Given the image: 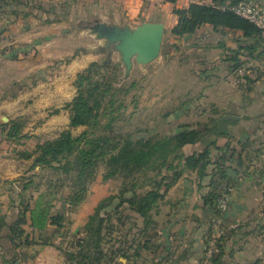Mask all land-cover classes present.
I'll return each instance as SVG.
<instances>
[{"label": "crops", "instance_id": "0c3cea01", "mask_svg": "<svg viewBox=\"0 0 264 264\" xmlns=\"http://www.w3.org/2000/svg\"><path fill=\"white\" fill-rule=\"evenodd\" d=\"M222 1L69 0L68 4L76 10L81 7L87 13L85 17L98 18L108 23L134 27L143 21H161L165 24L166 32H169L170 41L178 48L183 47L177 42L184 40L186 44L184 51L185 48H193L196 51L218 50L220 64L214 68L199 70L205 75L201 77V83L195 87L197 92L194 94L193 103L204 106L218 105L223 106V109L231 106V112L222 111L223 115L234 116L236 121L230 126L231 138L233 133L244 125L240 139L246 144L245 151L249 154L254 153L259 160L260 154L264 158V139L258 137L264 136V112L257 115H251L249 112L254 106L264 105V78H260L259 75L253 78L255 80L251 83L252 89L249 90V85L234 81L235 74L241 69L234 71L228 59L229 50L237 48L241 42L244 43L246 38L242 32L227 29L226 32H219L221 36L231 35L228 31H232L236 35L235 39L231 36L218 39V32L213 30L212 25L204 24L194 35L188 37L186 35L181 39L171 35L172 28L178 22V16L174 13L176 7L187 8L193 2L218 6ZM74 19L68 15L65 20L70 23ZM78 21L83 22L84 18ZM57 22L60 21L46 23L45 19L43 20L44 24L50 26ZM23 25L22 16L13 21L7 17H0V218L5 217L8 223L16 219L22 207L20 198L22 190L17 180L29 173V169L36 164L37 145L45 138L54 139L60 132L74 129L70 126L71 109L68 105L75 96L73 82L77 74L91 62L99 61L105 55L104 42L81 28L78 36L86 38L88 42L79 44L80 52L68 64L66 72L62 71L60 75L52 76L53 72L49 69L43 70L50 65H45L44 60L51 61L53 58L63 57L58 45L60 42L69 43L73 36L58 33L56 30L52 35L36 38L34 47L28 44L31 40L27 39ZM69 29L71 30V27ZM66 31L68 29L64 30ZM92 38L97 41L96 44L91 43ZM32 58L33 61H30ZM41 71L48 73L45 77L39 76ZM261 71L263 70L258 68L256 73L260 74ZM221 72L225 73L223 79ZM71 74L74 75L72 81L68 79ZM242 81L248 84L246 79ZM243 87L246 88V93L241 90ZM240 109L248 112L239 115ZM201 113L202 116L214 117L210 112ZM14 120L19 121L22 127L18 135L11 138L10 123ZM254 121L257 123L254 124ZM246 122L249 124H245ZM231 138H221L219 144H225ZM205 146L206 141H202L185 146L184 151L189 155L201 151ZM252 163L226 164L227 172L229 169L236 172L235 176L226 180L232 196L227 215L230 221L238 223V228L221 241L224 264H264V163ZM216 168L217 164H208L203 169H191L186 164H172L170 169L163 170L155 183L149 182L145 187L138 189V192L142 193L160 185L162 197L150 212L151 222L144 235L141 232L144 218L132 209L130 213L125 212L131 215L132 223L129 228L130 233H134L132 238L139 237L142 241L149 242L139 249V255L135 254L136 245L130 244L131 257L130 259L120 257V264H202L210 233V219L215 211L216 199L208 201L210 199L208 194L212 188ZM33 171L38 173L39 166L37 165ZM43 191L33 190L28 196L24 193L23 196L27 199L31 196L29 201L33 204ZM88 194L75 211L68 213L70 218L65 228L58 230L50 225L46 228L47 233L43 235L42 240L19 246L17 251L13 249L7 237L9 227H4L0 239V243L4 244L3 248L0 247V264H8L5 260L14 257L15 251L18 259L12 258V261L16 260V264H67L62 248L70 245L66 240L70 233L68 231L77 233L83 230L89 215L98 203L90 204ZM26 228L31 231L29 224ZM43 240L50 243H44Z\"/></svg>", "mask_w": 264, "mask_h": 264}, {"label": "trees", "instance_id": "16d2710c", "mask_svg": "<svg viewBox=\"0 0 264 264\" xmlns=\"http://www.w3.org/2000/svg\"><path fill=\"white\" fill-rule=\"evenodd\" d=\"M28 5L22 0H0V17H9L13 21L22 15V9ZM46 13V23L65 19L55 15L52 17L53 12ZM174 13L178 16V22L172 28L171 35L178 39L188 34L194 35L204 24L212 25L216 32H226L227 29L241 31L246 38L244 43L228 52L234 71L242 67L248 59L259 60L264 54V36L261 31L252 22L232 11L222 10L217 5L193 2L187 8L176 7ZM23 15L29 16L30 12H23ZM113 63L111 53H108L102 60L91 62L77 75V95L68 105L71 109L70 126L74 128L86 125L88 129L77 136L73 135L71 129H67L57 138L37 145L36 152L39 154L36 165H40L41 172L47 169L52 174L46 183V189L33 204L29 201L31 196L24 198L23 193L25 195L29 189L40 191L42 183L33 178L41 174L23 175L18 179L22 190L20 212L9 223L5 217L0 218V239L4 227L8 226L7 237L16 251L19 246L42 240L50 225L58 230L65 228L69 222L68 213L75 211L85 201L90 184L96 178L99 167L103 165V179H121V190L119 194H111L95 205L81 231L82 234L67 248H62V251L67 264H120V257L130 259L132 245H136L135 254L139 255V249L149 242L142 241L139 237L130 238L129 232L112 241L113 233L126 227L131 219V215L125 213L126 209H132L144 218L141 231L144 235L151 222L150 212L162 197L160 185L142 193L138 189L149 182L155 183L163 170L170 169L175 161H178L177 164H186L191 169H203L213 163L212 149H216L218 154L230 150L229 143L219 144V140L231 138L230 126L236 122L231 114L222 115L198 127L185 124L177 132L164 137L116 130L117 116L107 112L108 107L103 105L106 96L114 89L113 79L105 81L104 78ZM245 78L251 90V82L255 79L249 76ZM112 104L113 99L110 100V105ZM104 117H108L105 122ZM10 124L9 136L13 138L18 135L22 125L17 120ZM202 141H206V146L201 151L189 155L185 153V146ZM243 147H246L245 143ZM231 153L232 156L235 155L234 149ZM242 154L239 153L237 164H242ZM223 160L214 162L217 164L215 176L220 175V178L228 180L231 176L226 167L222 168ZM142 175L145 178L141 181ZM216 181L213 177L212 188L208 194L210 202L219 193L215 190ZM124 205L126 209L123 208ZM115 216L117 223L114 221ZM28 224L31 231L26 228ZM43 241L50 243L48 240ZM221 241L213 264H224ZM0 247L3 248L4 244L0 243ZM16 251L12 258L17 260ZM12 258L5 260V263L10 261L11 264H16V260L12 261Z\"/></svg>", "mask_w": 264, "mask_h": 264}, {"label": "rangeland", "instance_id": "374dc122", "mask_svg": "<svg viewBox=\"0 0 264 264\" xmlns=\"http://www.w3.org/2000/svg\"><path fill=\"white\" fill-rule=\"evenodd\" d=\"M22 1L26 4H29L25 9H22L23 11L21 15L24 21L23 28L26 29L27 39L31 40V43L28 44L34 46L33 43L36 38H44L45 36L52 35L56 30L58 31V33L73 36V39L71 41H68L69 43L66 44V42H60V44L58 45L61 54H63V57H58L57 59L53 58L51 61L49 60L50 62L46 59L43 62L45 65L50 64L49 67H46L43 70L49 69L50 72H53L51 74L52 76L56 74L60 75L62 71L66 72V67L68 66V64H70L76 54L80 52L81 45L79 44L88 42L86 38L78 36L80 29L83 25H85L89 21H92L94 18L85 17L87 13L84 12L81 7L79 10L73 9L72 5L68 4L69 0ZM255 1L259 3L264 2V0ZM118 4H120V2H118ZM27 11L30 12V15H23V12ZM46 11L53 12V14L51 15L52 17L55 15L59 17H64L66 19L69 15V17L72 16L75 19L70 23L67 22V20L62 19L59 23L57 22V24L50 26V24L43 23V20L48 16ZM40 15H43V19L40 17ZM76 15L78 16L76 17ZM81 18H84V21L79 23L78 20ZM7 19L9 18L7 17ZM69 27H71V30L69 29ZM67 29L68 31L64 32V30ZM85 30L89 31V29ZM228 33H230L231 35L224 34V36L226 37H223L218 32L217 38L226 39L231 36L232 39H235V33H233L232 31H228ZM170 40L171 37L169 35V32L167 31L165 34L164 45L160 57L145 66L136 63L135 67L133 68L131 74L128 77L125 76V67L120 59L119 54L113 52L111 53L114 63L112 67H109L107 69V74L104 78L105 81H108L107 79H113L112 83L114 85V89L111 93L108 94V96H106L103 101V105L104 107H108L107 112H112L111 114L117 116V121L115 123L116 130H121L123 132L128 131L138 135L164 137L177 132L185 124L189 126L198 127L200 124H206L210 122L213 118L217 119L221 117L223 115L222 111H224V113L231 112V106L223 109V106H204L196 105L195 103H193L194 94L197 92L195 90V87L199 83H201V79L203 78L202 76L205 75H202L199 70L203 68H206L205 70H207L219 65L220 58L217 57L219 56V51L216 49H202L196 51L193 48H185L184 51L183 48L186 45L184 40H179L177 42L178 44H180V46L183 47L182 49L178 48ZM101 42H103V40ZM44 43L45 42H43V44ZM91 43L96 44L97 41L92 38ZM241 44L243 43H239L238 46H240ZM77 47H79V49ZM69 51L72 52L66 54V52ZM104 51L105 55H103L101 59H99V61L105 58L109 52V50ZM30 61H33V58L30 59ZM258 68L263 70L260 72V74L256 73ZM239 69L241 70L237 71L234 80L238 84H240L241 82L244 85H248L246 82L242 81V79H246L245 76H249L251 79H253L259 75L260 78H264V54L260 56L259 60L248 59V61ZM47 73V71H41L39 76L45 77ZM223 75H225V73H222L221 79L224 78ZM72 77H74V75L71 74L68 76V79L71 80ZM76 79L77 76L73 82V86L76 90L75 96L77 95V87L75 84ZM244 87L241 90L246 93V88ZM254 91L255 89L253 90V92ZM113 93H115V96H112ZM112 99L113 104L110 105V100ZM189 100H191L192 102H189ZM203 111L213 113L214 117L211 118L209 116H202L201 112ZM247 112V110L243 109H240V111L238 110L239 115L246 114ZM261 112H264V105H258L257 107L254 106L251 109V112H249V114L257 115ZM107 119L108 117H104L103 122H105ZM256 123L257 121H254V124ZM245 124H249V122H246ZM242 128H244V125H241V127H239L235 131V134L233 133L232 138L229 142L227 141V143H229L230 145V150L223 151L221 152V154H218V151L216 149L213 150L211 154L213 160L212 164H216L214 162H216L217 160L220 161L222 159H224L223 161H221L222 168H225L226 164H237L240 152L243 153L242 164L249 165L253 164L252 162H254V164L264 163L262 154H260V159L257 160L254 153L249 154L247 153V151H245V147H243V140L240 139V135L242 134ZM87 129L88 126L86 125L77 126L74 127L72 133L73 135L77 136ZM62 132H60L58 136ZM258 137H260L261 140L264 139V136ZM47 140L45 138L42 143ZM231 148L234 149L235 155L233 156L231 153ZM174 163L177 164L178 161H175ZM36 166L37 165L35 164L33 167H31L29 169L30 172L26 173V175L34 173V171L32 172V170ZM38 166L40 168V171L38 173L36 171V173H40L41 175H37L33 179L36 182H41V189L45 190L46 183L52 173L50 170L47 169H44L43 172H41V167L40 165ZM103 173L104 166L101 165L98 169L96 178L90 184L88 192V199L90 197V204L99 202L100 200L105 198V196L107 197L111 194H119L121 190V179L112 178L109 180H104ZM213 175L214 179L217 180L215 183V190L216 192H219L215 201L216 208L217 201L222 194L220 192L223 189H226L223 191L228 190L230 193V190L228 188V185L226 184L225 178H220V175L215 176V172L213 173ZM144 178L145 175H142L140 180L142 181ZM223 180H225V182H223ZM143 187H145V185ZM32 191V189L27 190L26 196H28ZM65 192H68V190L65 189ZM230 197H232L231 193ZM56 203L59 204L58 202ZM125 206L126 205H124L123 208H125ZM126 212L130 213V210L126 209ZM116 218L117 216H115L114 221L117 223ZM211 220L212 217L210 219V228ZM131 223L132 220L129 219L126 227H124L125 229L123 228L122 230L115 231L113 233L114 235L112 241L119 238L121 234H128V232L129 237L132 238V234L134 233H130L129 231ZM81 231H78L77 233H72L69 230L68 233H70L68 234L66 240L71 243V241H73L82 234ZM51 235L53 236L54 234ZM8 264H11V262L9 261Z\"/></svg>", "mask_w": 264, "mask_h": 264}, {"label": "water", "instance_id": "95a60500", "mask_svg": "<svg viewBox=\"0 0 264 264\" xmlns=\"http://www.w3.org/2000/svg\"><path fill=\"white\" fill-rule=\"evenodd\" d=\"M89 22L82 28L89 29L97 39L103 40L108 53L119 54L126 77L131 74L136 63L145 66L162 54L166 34L164 22L143 21L134 27L108 23L98 18ZM228 174L235 176L236 172L229 169Z\"/></svg>", "mask_w": 264, "mask_h": 264}, {"label": "built area", "instance_id": "2783aa9c", "mask_svg": "<svg viewBox=\"0 0 264 264\" xmlns=\"http://www.w3.org/2000/svg\"><path fill=\"white\" fill-rule=\"evenodd\" d=\"M222 10H229L235 14L249 20L261 31L264 36V2L259 3L254 0H226L219 4ZM226 190V189H223ZM221 191L215 211L212 215L211 228L207 237L205 256L202 264H213L216 253L218 252L219 242L231 231L238 228V223L228 219L227 211L231 197L229 191Z\"/></svg>", "mask_w": 264, "mask_h": 264}]
</instances>
